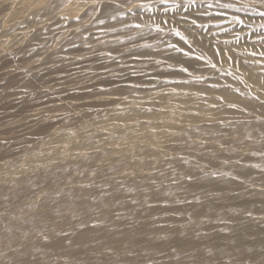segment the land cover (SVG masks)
<instances>
[{
    "label": "bare ground",
    "instance_id": "1",
    "mask_svg": "<svg viewBox=\"0 0 264 264\" xmlns=\"http://www.w3.org/2000/svg\"><path fill=\"white\" fill-rule=\"evenodd\" d=\"M0 30V102L59 103L0 126V264H264V0H0Z\"/></svg>",
    "mask_w": 264,
    "mask_h": 264
},
{
    "label": "rangeland",
    "instance_id": "2",
    "mask_svg": "<svg viewBox=\"0 0 264 264\" xmlns=\"http://www.w3.org/2000/svg\"><path fill=\"white\" fill-rule=\"evenodd\" d=\"M129 0H123V3L127 2ZM135 1V0H132V2ZM224 6H229L228 3H225L223 4ZM232 6V5H231ZM230 6V7H231ZM121 7L122 8H125L127 9L129 6L128 5H123L121 4ZM131 7H129L128 9H130ZM223 10H231L230 8L228 7H225V8H222ZM177 12V17H187V14L189 12V8H186V7H182V8H178L176 10ZM227 13V12H226ZM8 33H10L11 35H19L21 33V30H20V24L17 22V21H12L10 22L8 25ZM69 27V26H68ZM67 27V28H68ZM94 32H96L97 30H93ZM2 32V30H0V33ZM54 32H57V31H54ZM30 34V36H34L35 35V31H31V32H28ZM76 31L72 30V29H69L67 31V35L65 36V38L61 41V43H65V42H72L75 37H76ZM34 41H32L31 43H38V42H43L44 39L43 37H38V38H34L32 39ZM84 39H76L75 42L76 43H82ZM102 39H98V41H101ZM103 42V41H102ZM104 42H109V40H104ZM60 46H63V44H61ZM15 46L12 45H9V44H6V47L3 48L4 49V53L1 54L0 56V68L1 66L4 64V61L5 60H11L14 64L15 62L14 61H18V59L21 58V54H17V50L14 48ZM31 47H33V45H30L27 49H30ZM59 56V55H58ZM12 63V64H13ZM143 74V73H142ZM126 76V77H125ZM122 72H118L114 77V85H117L118 87H121V88H124L126 86L129 85V82L133 79V76H128ZM145 76H151L150 73H146ZM117 78V79H116ZM140 80H142V78L139 76ZM7 78H4L1 76V70H0V86L2 85L1 83L5 82ZM148 86H151V85H148ZM151 88V87H150ZM86 92L88 91H80L78 92V94H71L70 91H62V94L63 95L62 99L64 100L63 103H66V97H70V95L72 96H76V97H79L80 95H84ZM158 94L160 95L161 93L158 92ZM74 100V99H72ZM50 101V100H48ZM27 103H25L24 101L22 100H18L16 98H7L6 100H3L0 102V126L1 125H7L6 128H9V127H12L10 125H12L13 123H16L18 126L15 128V127H12V130L13 132L10 133L11 136L9 137V135L6 134L5 137H9L8 140H4L5 141V146H8V147H12L14 148L15 146H22V142H27L28 140L29 141H33L34 142H37L35 141L36 139H38L37 137H35L34 134H31L30 133V126H32L33 124L36 125V122L32 121V120H29V121H25V122H22V118L25 116V114H31L33 113V111H36L38 109H42L43 107H45L47 105V107H51V108H55L56 105H59V103L57 104H52V103H49L47 104H44V103H40V105L38 104L34 106L31 105H27ZM14 106V107H13ZM37 106V107H36ZM85 108H88V107H84V108H81V109H85ZM91 108L94 110L96 109H99V106H96V107H89L88 110L91 111ZM27 110V111H26ZM94 115H92L91 117L89 118H93ZM4 119V120H3ZM95 119V118H94ZM85 120H88V118ZM6 121V122H5ZM20 122V123H19ZM4 123V124H3ZM10 124V125H9ZM20 124V125H19ZM15 128V129H14ZM1 129V128H0ZM7 130V129H5ZM3 130V131H5ZM19 130V131H18ZM2 131V132H3ZM9 134V133H8ZM29 134V135H28ZM24 135V136H23ZM31 135V136H30ZM23 136V137H22ZM16 137V138H15ZM22 137V138H21ZM4 138V137H3ZM2 138V139H3ZM19 138V139H18ZM1 143V142H0ZM19 143V144H18ZM2 146H0L1 148ZM26 147L25 145L23 146V148ZM232 216L234 215H228L227 217L224 216L221 218V220L219 221H216L220 224H228L229 221L227 220V218H231ZM249 223L250 225H259V224H262V221H260L259 219H253V220H239V223ZM215 246L217 247H223L225 245H228V242H217L214 244ZM189 250L187 249H182L180 251H177L176 253V256L173 258L174 261L177 262V264H214L208 260H204V259H198V258H195V257H191V255L188 253Z\"/></svg>",
    "mask_w": 264,
    "mask_h": 264
}]
</instances>
